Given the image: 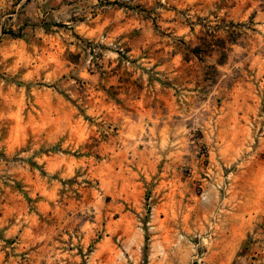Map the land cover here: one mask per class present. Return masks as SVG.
I'll list each match as a JSON object with an SVG mask.
<instances>
[{
	"label": "rangeland",
	"instance_id": "374dc122",
	"mask_svg": "<svg viewBox=\"0 0 264 264\" xmlns=\"http://www.w3.org/2000/svg\"><path fill=\"white\" fill-rule=\"evenodd\" d=\"M107 4L0 0V264H264V0Z\"/></svg>",
	"mask_w": 264,
	"mask_h": 264
},
{
	"label": "crops",
	"instance_id": "0c3cea01",
	"mask_svg": "<svg viewBox=\"0 0 264 264\" xmlns=\"http://www.w3.org/2000/svg\"><path fill=\"white\" fill-rule=\"evenodd\" d=\"M115 3V2H114ZM109 4V7H113L117 4ZM53 4L55 6H62V5H67V6H85V9H92V7H94L96 9V13L91 14V18L93 20H99L101 17V13L102 11H106V9H110V8H105L108 6L107 4V0H53ZM113 9V8H112ZM115 12H117L118 10L113 9ZM121 10V9H120ZM120 10L118 12H120ZM181 241H178V243H180ZM174 245L176 243H173ZM153 246V243H152ZM206 264H212L209 263V261L207 262V260L205 261ZM204 264V263H203Z\"/></svg>",
	"mask_w": 264,
	"mask_h": 264
},
{
	"label": "trees",
	"instance_id": "16d2710c",
	"mask_svg": "<svg viewBox=\"0 0 264 264\" xmlns=\"http://www.w3.org/2000/svg\"><path fill=\"white\" fill-rule=\"evenodd\" d=\"M201 46H196V47H194V52H200L201 51Z\"/></svg>",
	"mask_w": 264,
	"mask_h": 264
},
{
	"label": "built area",
	"instance_id": "2783aa9c",
	"mask_svg": "<svg viewBox=\"0 0 264 264\" xmlns=\"http://www.w3.org/2000/svg\"><path fill=\"white\" fill-rule=\"evenodd\" d=\"M196 261H197V263H199L201 261V258L196 259Z\"/></svg>",
	"mask_w": 264,
	"mask_h": 264
}]
</instances>
